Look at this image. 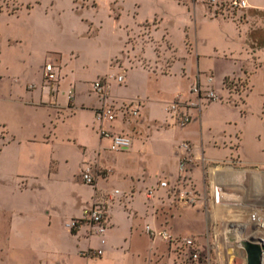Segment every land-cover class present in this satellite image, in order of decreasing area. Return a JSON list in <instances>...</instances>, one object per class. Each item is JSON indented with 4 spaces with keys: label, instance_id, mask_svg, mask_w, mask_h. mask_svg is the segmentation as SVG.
I'll return each mask as SVG.
<instances>
[{
    "label": "crops",
    "instance_id": "0c3cea01",
    "mask_svg": "<svg viewBox=\"0 0 264 264\" xmlns=\"http://www.w3.org/2000/svg\"><path fill=\"white\" fill-rule=\"evenodd\" d=\"M248 3L237 17L227 18L207 16L202 1H184V7L192 8L183 20L174 17L163 25L166 30V25L176 26L189 40L183 41L182 56L172 54L174 59L159 63L142 49L135 61L116 63L118 73L125 70V81L108 78L110 102L118 108L113 121L96 118L101 101L92 83L115 72H97L86 84L72 69L54 88L44 81L42 66L33 83L0 78V264H183L173 247L145 230L150 224L181 235L177 220L187 208L203 219L195 235L206 228L200 205L173 203L163 188L147 197V189L160 179L177 178L183 140L193 142L194 157L203 154L222 164L217 181L237 191L241 201L264 206V0ZM153 29L159 32L161 27ZM166 33L174 52L175 38ZM127 38L123 35L122 42ZM141 54L144 63L137 60ZM210 73L213 80L208 82ZM196 82L209 85L226 102L191 106L193 120L180 127L167 113L166 101H196L190 92ZM243 82L244 97L234 90ZM134 99L142 101L138 117L121 111ZM101 129L130 134L132 146L110 150V137ZM233 157L241 160L240 176L226 164ZM85 165L108 174L87 184L80 174ZM194 178L198 189L206 191L200 167ZM114 189L121 194L102 205L104 242L88 223L68 226L96 197ZM99 248L101 255H87Z\"/></svg>",
    "mask_w": 264,
    "mask_h": 264
},
{
    "label": "rangeland",
    "instance_id": "374dc122",
    "mask_svg": "<svg viewBox=\"0 0 264 264\" xmlns=\"http://www.w3.org/2000/svg\"><path fill=\"white\" fill-rule=\"evenodd\" d=\"M184 1L192 0H0V78L15 84L33 83L41 76L39 66L44 68L51 62L58 75L57 82L73 69L75 76L89 84L99 74L97 72H115L108 76L116 75L119 70L116 63L135 61L142 49L146 50V57L154 54L159 63L166 58L171 61L172 54L182 56L183 41L188 44L189 40L181 36L176 26L173 29L166 25L175 38L173 52L163 25L174 17L183 20L192 8L184 7ZM206 7V15L214 17L207 4ZM158 25L159 32L153 29ZM123 35L128 36L125 43ZM141 55L137 60L144 63L146 57ZM5 56L9 60H3ZM176 64L179 63L176 61ZM258 86L261 87V80ZM234 87L237 94L244 97V82ZM249 88H252L250 84ZM216 101L225 99L219 96L212 102ZM238 105H242L241 100ZM180 214L179 234L201 231V214L190 208Z\"/></svg>",
    "mask_w": 264,
    "mask_h": 264
},
{
    "label": "built area",
    "instance_id": "2783aa9c",
    "mask_svg": "<svg viewBox=\"0 0 264 264\" xmlns=\"http://www.w3.org/2000/svg\"><path fill=\"white\" fill-rule=\"evenodd\" d=\"M203 2L207 4L214 16L227 18L237 17L249 6L248 0H203ZM110 77H114L119 84H122L125 81V70L114 76L99 77L92 83V90L101 101L100 107L96 110V118L101 121H113L117 115L118 108L110 102L108 89ZM43 78L51 88L58 83V75L51 62L45 64ZM207 80L208 82L213 80L211 73L207 75ZM190 92L196 95V101L177 97L166 106L167 113L179 126H185L193 120L189 111L191 106L201 107L207 102L219 99L220 96L209 85L204 87L200 82L194 83ZM71 96L72 94L69 95ZM141 104L140 99H134L123 104L121 111L138 117ZM101 134L110 137L109 148L112 151L127 150L132 146L133 138L128 133H110L101 129ZM193 148L194 144L190 140L181 141L177 178L160 179L156 186L147 189V197L154 198L157 190L163 188L166 190L167 198L173 203L190 207L200 205L207 216L205 230L200 235H178L166 228L156 229L147 224L146 232L153 238H162L173 247L183 264H247L246 251L243 247L245 241L258 243L262 247L259 264H264V206L251 203L246 205L241 201L237 191L217 181L216 176L222 164L208 161L203 154L199 158L194 157ZM226 164L228 169L233 170V174L237 173L240 176L243 168H240L241 160L238 157L231 158ZM197 167L201 168L204 180L207 182L204 192L198 189L195 182L194 170ZM80 174L85 183L94 184L97 175L106 176L108 171L101 170L97 173L93 165H85ZM239 176L235 175V180H238ZM240 181L235 190L239 188ZM118 194H121V190L114 189L96 197L83 209L81 217L72 219L68 226L74 229L82 222L88 223L91 225L92 232L101 236V242H104L107 219L102 205L113 202L115 195ZM101 254L100 248L87 253L90 256Z\"/></svg>",
    "mask_w": 264,
    "mask_h": 264
},
{
    "label": "water",
    "instance_id": "95a60500",
    "mask_svg": "<svg viewBox=\"0 0 264 264\" xmlns=\"http://www.w3.org/2000/svg\"><path fill=\"white\" fill-rule=\"evenodd\" d=\"M243 247L246 251L247 264H259L262 247L258 243L245 241Z\"/></svg>",
    "mask_w": 264,
    "mask_h": 264
}]
</instances>
